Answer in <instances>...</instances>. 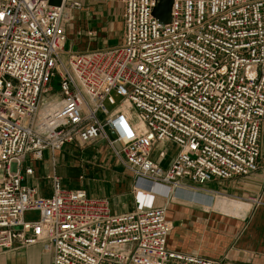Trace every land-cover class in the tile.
<instances>
[{"label": "built area", "instance_id": "built-area-1", "mask_svg": "<svg viewBox=\"0 0 264 264\" xmlns=\"http://www.w3.org/2000/svg\"><path fill=\"white\" fill-rule=\"evenodd\" d=\"M157 3L121 0L120 45L73 53L64 28L80 0H0V251L39 245L51 264H224L168 250L166 210L259 168L264 0H173L165 25ZM96 142L130 174L132 211L55 174L56 153ZM45 153L48 197L23 183Z\"/></svg>", "mask_w": 264, "mask_h": 264}, {"label": "crops", "instance_id": "crops-1", "mask_svg": "<svg viewBox=\"0 0 264 264\" xmlns=\"http://www.w3.org/2000/svg\"><path fill=\"white\" fill-rule=\"evenodd\" d=\"M80 3L82 4L81 0ZM70 15L73 21L77 17L76 11H72ZM99 143L101 142L85 147L90 148ZM58 153L59 157L54 155L55 169H61L57 166L58 158L65 159L62 158L61 151ZM80 158L75 162L77 165L73 164V168L124 170L110 153L108 155L104 151L89 150ZM258 164V170L248 177L205 184L201 187L204 190L202 197L177 195L176 198L184 201L170 202L166 210V218L171 224L167 249L184 255L223 259L224 264H264V122L260 126ZM101 172L107 173L104 170ZM50 174L51 171L45 177L46 180ZM31 177L25 178L23 183L36 188L40 196L46 197L43 190L38 187L40 179L36 173L34 172ZM129 178L132 179L131 176ZM120 179L118 175L115 176L116 185L114 184L122 188L119 189L120 193L118 191L109 197L94 185L84 190L89 196L109 199L112 211L119 213L124 211L126 206L125 192L132 189L131 185L127 186V182ZM131 183L133 184V180ZM155 191L157 192L156 187H150L146 192L150 194ZM117 198L121 199L122 205ZM250 199H256L257 204L250 202ZM160 204L159 206H162V203ZM25 217L29 220L27 216ZM0 264H51V259L39 245H34L26 248L16 247L6 252L0 251Z\"/></svg>", "mask_w": 264, "mask_h": 264}, {"label": "rangeland", "instance_id": "rangeland-1", "mask_svg": "<svg viewBox=\"0 0 264 264\" xmlns=\"http://www.w3.org/2000/svg\"><path fill=\"white\" fill-rule=\"evenodd\" d=\"M81 8L76 10V19H71L70 15L69 21L65 23V52L73 53H85L98 49H105L109 47H115L120 45L123 35V6L121 0H81ZM67 55L62 56L63 63H66ZM53 92L58 91L56 81L52 82ZM89 150H94L96 152H105L113 157L110 148L104 143H99L96 145L88 147H80L78 145H70L65 147L61 154L64 160L58 158L57 166L61 169H55L56 175L61 180L62 185L66 188H81L88 190L93 185L97 189L106 193V197L114 195L122 189L114 186L115 176L121 177V181L127 182V186L131 185L133 187L132 179L130 175L123 169H79L73 168V164L77 165V161L81 158L80 156ZM175 149H172L169 153V157L165 160L163 165L167 164L170 157L174 153ZM59 157V153H56ZM114 159V157H113ZM33 170L39 177L38 187L43 190V195L48 197L51 194V184L45 177L50 173V155L48 153L44 154V159L40 163H32ZM16 170L15 166L11 167V171ZM116 172V173H113ZM33 178V177H31ZM116 185V184H115ZM122 185V184H121ZM126 206L124 211H119V213L132 211L134 208L133 192L132 189L125 192ZM119 200V198H117ZM121 205V199L119 200ZM118 201V202H119ZM159 204L156 203V206ZM161 205V204H160ZM29 220H35L37 214L32 212L26 214ZM26 218V217H25Z\"/></svg>", "mask_w": 264, "mask_h": 264}, {"label": "water", "instance_id": "water-1", "mask_svg": "<svg viewBox=\"0 0 264 264\" xmlns=\"http://www.w3.org/2000/svg\"><path fill=\"white\" fill-rule=\"evenodd\" d=\"M62 0H48V4L52 7H60ZM173 0H158L157 5L152 11V16L160 25L168 24L170 21V11ZM115 138L114 134H111Z\"/></svg>", "mask_w": 264, "mask_h": 264}, {"label": "clouds", "instance_id": "clouds-1", "mask_svg": "<svg viewBox=\"0 0 264 264\" xmlns=\"http://www.w3.org/2000/svg\"><path fill=\"white\" fill-rule=\"evenodd\" d=\"M114 123H116L119 128H122V130L124 131V133L127 135V137L129 139L132 137L133 133L131 131H129V128L125 122V116L124 115H121L118 118V120ZM133 127H135V125H133Z\"/></svg>", "mask_w": 264, "mask_h": 264}, {"label": "bare ground", "instance_id": "bare-ground-1", "mask_svg": "<svg viewBox=\"0 0 264 264\" xmlns=\"http://www.w3.org/2000/svg\"><path fill=\"white\" fill-rule=\"evenodd\" d=\"M156 190L159 191V192H161V193H166V190H165V191H164V190L161 191V190H159V189H157V188H156ZM146 193H147V192H146ZM178 195H179V197H180L182 194H178ZM147 196H148V193H147ZM176 197H177V195H176ZM176 197H175V198H176ZM157 203L160 205L161 201H160V200H157ZM159 205H158V206H159Z\"/></svg>", "mask_w": 264, "mask_h": 264}]
</instances>
